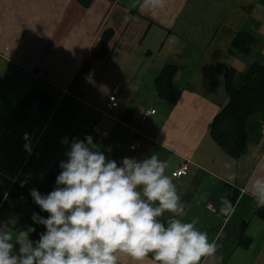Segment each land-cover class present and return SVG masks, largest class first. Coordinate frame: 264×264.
Masks as SVG:
<instances>
[{"label":"crops","instance_id":"1","mask_svg":"<svg viewBox=\"0 0 264 264\" xmlns=\"http://www.w3.org/2000/svg\"><path fill=\"white\" fill-rule=\"evenodd\" d=\"M127 3L94 0L87 8L76 0H0V210L13 180L41 188L49 175H59L72 140L90 135L118 163L151 154L168 162L185 219H198L197 227L218 245L202 264H264V219L245 194L264 175V112L249 119L248 148L239 158L211 135L229 102L226 75L264 65V0H167L163 11H132L134 23L123 19ZM108 30L114 32L109 57L93 61L74 93L72 82ZM239 36L250 43L248 52L235 46ZM169 66L177 68L175 103L160 98L156 87ZM32 90L49 94L55 105L41 113L37 103L19 122L15 110ZM112 96L122 123L99 112ZM147 109L157 113L143 122ZM137 131L150 140L133 151ZM186 160L188 175L174 179ZM121 264L135 262L122 258ZM145 264H152L150 257Z\"/></svg>","mask_w":264,"mask_h":264},{"label":"clouds","instance_id":"2","mask_svg":"<svg viewBox=\"0 0 264 264\" xmlns=\"http://www.w3.org/2000/svg\"><path fill=\"white\" fill-rule=\"evenodd\" d=\"M166 5L167 0H128L130 14L123 19L134 23L138 16L132 11L143 15ZM24 140L31 155L30 134ZM65 155L52 191L30 189L34 203L49 214L32 215L45 231L34 241L35 227L12 231L15 218L0 223V264H121L122 258L145 264L149 257L152 264H202L217 252V243L197 227L198 219H185L186 205L166 174L167 161L151 154L118 163L90 135L74 138ZM245 194L264 209V175L256 176Z\"/></svg>","mask_w":264,"mask_h":264},{"label":"trees","instance_id":"3","mask_svg":"<svg viewBox=\"0 0 264 264\" xmlns=\"http://www.w3.org/2000/svg\"><path fill=\"white\" fill-rule=\"evenodd\" d=\"M84 7H90L94 0H76ZM114 37V32L108 30L104 32L99 44L96 46L92 58L84 62L80 73L75 77L70 90L79 93L84 85L85 79L90 75L94 60H106L110 54V43ZM248 41V40H247ZM244 39L238 37L235 46L250 49L248 42L243 43ZM177 68L166 67L157 78L156 87L160 98L175 103L177 93L174 88V78ZM226 88L229 102L225 109L218 115L211 126V135L221 145V147L232 157L239 158L245 154L249 144V132L247 123L250 118L264 112V65L255 64L247 74H239L231 70L226 75ZM39 104L41 113L51 110L55 105V100L49 94L40 90H32L28 96L15 110V116L19 122H24L30 110L35 104ZM49 175L44 185L38 190L42 194H47L55 187L56 177ZM29 187L21 183H16L11 189L3 207L0 210L1 219L5 222L9 218H15V227H10L15 231L16 228L26 230L29 225L36 228L32 233L31 239L38 240L41 232L45 231L44 226L34 224L32 215L34 212L47 217L49 214L41 211L30 196ZM258 215L264 219V209H257Z\"/></svg>","mask_w":264,"mask_h":264},{"label":"built area","instance_id":"4","mask_svg":"<svg viewBox=\"0 0 264 264\" xmlns=\"http://www.w3.org/2000/svg\"><path fill=\"white\" fill-rule=\"evenodd\" d=\"M119 107V103L117 100L116 96H112L110 98L109 103L105 106L104 109H99V112L101 113L102 117H109L112 119H115L116 121H118L119 123H122L119 118L115 115L116 110ZM157 113V110L155 109H147L142 117L143 122H147L152 116H154ZM93 131L99 135L101 133V128L99 127V125L94 126ZM138 134H140L139 131H137ZM264 134V131H263ZM141 138L139 139L138 136V140H135V142L133 143V145L131 146V150L133 151H137L139 150L147 140H150L147 136H144L142 133L140 134ZM190 161L186 160V162L180 167L178 168L174 173H173V178L174 179H181L184 176H187L189 173V165H190ZM13 183H17L16 180H13ZM1 216H0V221H1Z\"/></svg>","mask_w":264,"mask_h":264},{"label":"rangeland","instance_id":"5","mask_svg":"<svg viewBox=\"0 0 264 264\" xmlns=\"http://www.w3.org/2000/svg\"><path fill=\"white\" fill-rule=\"evenodd\" d=\"M136 140H138V139H136Z\"/></svg>","mask_w":264,"mask_h":264}]
</instances>
